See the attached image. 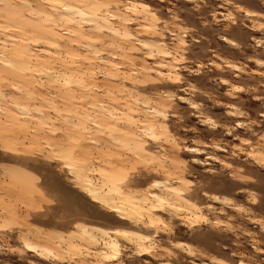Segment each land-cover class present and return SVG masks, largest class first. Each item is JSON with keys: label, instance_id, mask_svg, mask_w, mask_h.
<instances>
[{"label": "rangeland", "instance_id": "1", "mask_svg": "<svg viewBox=\"0 0 264 264\" xmlns=\"http://www.w3.org/2000/svg\"><path fill=\"white\" fill-rule=\"evenodd\" d=\"M0 264H264V0H0Z\"/></svg>", "mask_w": 264, "mask_h": 264}, {"label": "bare ground", "instance_id": "2", "mask_svg": "<svg viewBox=\"0 0 264 264\" xmlns=\"http://www.w3.org/2000/svg\"><path fill=\"white\" fill-rule=\"evenodd\" d=\"M95 193H96V192H95ZM88 194H89V193H88ZM90 195L94 197V199H95L96 202H98V201H99V202L103 201V200H100V198H99L100 196H97L96 194H94V192H90ZM104 202H105V200H104ZM109 202H110V201H109ZM112 204H113V203H112ZM110 205H111V204H110ZM112 206H113V205H112ZM118 208H119V207H118ZM119 209L122 210V208H119ZM117 210H118V209H117ZM121 210H120V211H121ZM123 211H124V210H123ZM124 212H125V211H124ZM121 213H122V212H121ZM125 213H127V212H125ZM123 214H124V213H123ZM127 215H128V213H127L125 216H127ZM122 216H123V215H122ZM125 216H124V217H125ZM127 217H128V216H127ZM129 217H131V214H129ZM82 227H83V226H82ZM82 229H83V231L86 232V230H87L88 228L83 227ZM87 231H89V230H87ZM86 233H87V232H86ZM115 233L118 234V235H121V236H122V232H121V231H116ZM83 234H84V232H83ZM87 235H88V237H89V233H88ZM90 235H91V234H90ZM85 237H86V236H85ZM89 238H91V237H89Z\"/></svg>", "mask_w": 264, "mask_h": 264}]
</instances>
